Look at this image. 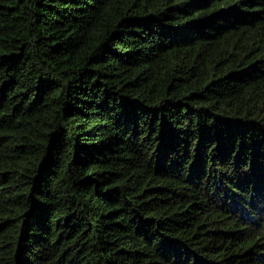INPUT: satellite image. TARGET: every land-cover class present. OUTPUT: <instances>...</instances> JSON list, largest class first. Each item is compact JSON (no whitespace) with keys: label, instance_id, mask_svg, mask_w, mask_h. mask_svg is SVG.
I'll return each instance as SVG.
<instances>
[{"label":"trees","instance_id":"1","mask_svg":"<svg viewBox=\"0 0 264 264\" xmlns=\"http://www.w3.org/2000/svg\"><path fill=\"white\" fill-rule=\"evenodd\" d=\"M0 264H264V0H0Z\"/></svg>","mask_w":264,"mask_h":264}]
</instances>
